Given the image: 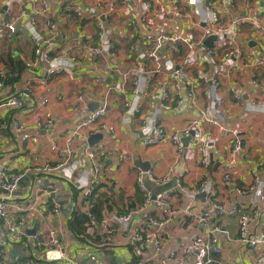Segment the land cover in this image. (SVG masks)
Segmentation results:
<instances>
[{"label": "crops", "instance_id": "1", "mask_svg": "<svg viewBox=\"0 0 264 264\" xmlns=\"http://www.w3.org/2000/svg\"><path fill=\"white\" fill-rule=\"evenodd\" d=\"M45 1L47 18L53 27H48L46 17L37 13L41 0H0V27L5 22H12L15 27L14 35L0 38V104L25 92L26 88L30 90L20 108L0 107V168L23 175L15 194L10 196L6 212L14 224L24 220L22 231L25 234L19 244L6 247L5 264H48L34 244L37 235L44 236L51 230L56 232L64 258L50 264H91L89 257L93 255L108 264L116 259L122 260L117 264H137L145 257L164 260L172 248L190 236L202 234L191 214L201 215L212 207L213 202L226 209L224 215L210 220V225L220 226L223 230L219 234L222 261L227 264H260L256 257L264 246L251 250L234 239L238 237V221L242 215L250 216V236L258 234L264 218V204L253 201V196L238 193L255 180L264 182V113L256 109L264 103V70L256 65L257 56L264 50L260 33L264 26V0L209 1L217 7L223 23L231 19L239 21L215 51V60L221 64L222 70L219 88L223 112L221 123L229 130L239 132L241 140L237 165L227 182L222 178V168L230 154L231 138L203 123L208 164L201 166L194 135L184 133L194 120L201 117V113L209 114L207 94L199 80L211 77L212 65L198 48L193 49L188 68L190 76L197 80V109L189 111L175 107L172 100L161 101V87L168 82L163 75L152 78L151 87L139 99V112L130 119L124 115L125 98L131 96L128 76L139 65L138 56L146 50L149 36L160 31L182 33L188 42L202 40L204 44L210 37L204 38L207 25L203 23L201 10L205 1L177 0L175 6L179 17L171 23L158 20L152 30L147 31L139 18L140 4L151 1L155 7L171 9L174 1L130 0L110 17L114 55L97 61L91 60L80 45H95L97 41L89 10L101 0H70L78 11L74 14H64V5L58 0ZM36 44H40L51 57L69 62L51 81H44L48 67L45 62L37 66L25 65L32 59ZM229 49L239 50L241 56L225 58L223 54ZM186 51V46H179L174 60ZM70 56L76 61H70ZM230 89L241 95L242 104L234 100ZM78 96H82L81 102ZM43 100H47L45 106L40 105ZM97 108L105 110L104 121L113 126L114 132L95 133L101 138L95 140L93 146L88 141L95 134L89 131L82 132L74 142L72 161L79 166L75 178L89 173L92 162L87 156L89 150L96 152L94 160L101 165L98 185L85 202L73 183L58 172L34 171L44 164L55 165L56 151L64 146L67 135L87 113ZM37 113L50 114L53 121L50 130L35 125ZM150 114L160 118L167 133L181 134V155H177L168 141L151 147L142 144V120ZM15 121L22 124L21 132L13 130ZM23 134L28 136L26 140L22 139ZM146 171H151L157 178L168 177L162 192L147 176L143 177V185L150 197L154 194L162 197L168 206L152 202L138 212L143 192L138 188L136 178L140 172ZM178 180L182 189L177 187ZM204 180L211 183L212 194L193 193ZM53 196L60 206L58 216L51 213L50 198ZM233 208L234 213L231 212ZM255 211L257 218L253 216ZM88 213L98 221L104 216L123 214H131V220L108 239L105 229L89 225ZM149 218L158 222L170 219L166 224L155 226ZM136 227L143 233L156 231L163 238L161 253L156 256L152 246L138 247L134 243L132 232ZM32 230H36L33 238L30 236ZM2 234L0 227V237ZM16 248L21 250L20 254L15 253Z\"/></svg>", "mask_w": 264, "mask_h": 264}, {"label": "built area", "instance_id": "2", "mask_svg": "<svg viewBox=\"0 0 264 264\" xmlns=\"http://www.w3.org/2000/svg\"><path fill=\"white\" fill-rule=\"evenodd\" d=\"M172 8H158L155 7L153 2L145 1L140 4L139 18L142 26L145 30L149 31L155 26L158 20H163L166 23H171L179 17L177 0H172ZM205 1L202 7V20L205 23L204 38L214 35V40L211 47H206L202 43V40L194 43L188 42L182 33H164L156 32L151 34L148 38V45L146 50L142 51L139 56V65L129 73L131 96L125 98L124 108L125 116L129 119L139 112V99L145 94L153 82V77L166 76L167 83H164L161 87L159 98L161 101L172 100L177 108L188 109L194 111L197 109V98L195 83L197 80L193 79L188 68L191 63V55L193 49L196 47L199 51L204 53L205 59H207L212 65L211 77L206 79L200 78V82L204 85L207 98L209 101V114L201 113V117L194 120L184 132L185 135L194 133L195 146L198 147L199 164L206 166L208 164V147L207 141L204 135H202V124L206 123L209 126L218 129L222 136H229L231 138V150L230 154L222 168V178L225 182L230 180V174L236 168L238 154L241 150L240 134L236 130H229L225 127L222 121V109H220L221 97L219 95V88L221 85V64L215 60V51L222 41L227 38L238 25V19H231L228 22L223 23L220 20L217 7H213L210 4V0H199V2ZM231 1L232 0H227ZM62 5L64 14L77 13L76 7L70 4V0H58ZM130 0H101L95 6H93L89 12L92 16L96 27V43L91 45L90 43H82L80 49L91 58L93 61L103 59L106 56L114 55L115 46L112 42L113 25L110 21L111 15L114 14L118 7L126 5ZM48 6L45 0H41V8L37 12L38 14L46 17V25L53 27L51 21L47 18ZM31 22L33 20L31 19ZM15 33V27L12 22H5L0 27V38L12 36ZM260 33L264 39V26L261 27ZM184 45L187 47V51L179 57L178 60H174V55L179 51V46ZM224 57L231 59L241 56V53L237 49H229L224 54ZM166 56V58H163ZM70 61H76L74 56H70ZM40 62H45L48 67L44 76V81H51L57 74H59L65 66L69 65V62H64L61 58H53L47 51L42 49L40 44H36L33 50L32 59L25 65L27 67L37 66ZM256 65L264 70V50L257 56ZM0 84V88H1ZM30 90L25 89V92L16 96L10 97L0 104V107L9 109H18L22 106L23 100L28 96ZM234 100L238 104H242V97L234 89H230ZM78 100L82 101V96H78ZM47 100L41 102V106H45ZM260 112L264 113V103L256 107ZM105 110L103 108H97L87 113L82 120H80L72 131L67 135L64 146L58 148L56 151L57 161L56 164L51 166L50 164H44L34 172L36 173H49L58 172L59 175L73 183V186L81 192V199L88 202L89 198L93 195L99 179V173L101 165L97 163L95 159L96 152L89 150L87 156L92 160L89 168V173H82L79 177L75 173L79 169L78 163L72 161L75 155L74 142L82 132L89 131L91 134L106 132L113 134L114 128L108 125L104 121ZM35 125L38 128H42L46 131L50 130L53 124L52 118L49 113L39 114L34 116ZM13 130L16 132L22 131V124L15 121L12 124ZM141 132L143 137L141 142L145 147L155 146L161 142H170L177 155H181L183 151V144L181 142L180 133H167L161 126L160 118L155 115H146L142 120ZM27 135L23 134L22 139L26 140ZM54 146L56 144H53ZM91 148V147H90ZM92 149V148H91ZM181 157V156H180ZM147 176L148 180L159 187L165 186L168 177H155L151 171L140 172L136 178V184L138 188L143 192V202L138 207L137 211H143L146 206L152 202H155L159 206L167 207L168 204L162 199L157 197L152 200L147 189L143 185V177ZM22 174L14 173L7 170L4 167L0 168V191L3 196L0 197V227L3 231L0 237V264H5V249L12 245L19 244L25 234L22 231L24 220H20L18 224H14L7 216L6 207L10 204V196H13L19 187V183ZM177 187L182 189V184L178 180ZM195 194H212V186L210 182L203 181L200 183L196 190H193ZM238 193L240 195L253 196V201H258L264 204V182L253 181L247 186L241 188ZM51 213L54 216H58L60 213V206L55 200L54 196L50 198ZM212 207L203 212L201 215H193L195 221L202 229L201 235L190 236L186 241L181 243L178 247L172 248L166 255L164 260H157L154 257H148L139 259L137 264H227L220 258V244L219 234L223 232L222 228L217 225H210V220L215 217L222 216L226 213V209L223 205L213 202ZM236 210H231L234 213ZM172 212H169V216ZM258 213L255 211L253 216L257 218ZM88 223L91 226H100L108 233V239L111 238L113 232L118 230L121 226H126L131 220V214H123L121 216H104L98 221L92 214H87ZM170 218H166L162 222H158L149 218V221L155 225L160 226L168 223ZM164 222V223H163ZM250 222V216L242 215L238 221L239 232L238 237L234 241L240 242L247 248L254 250L261 246H264V218L261 219L260 229L257 235L250 236L248 233V224ZM36 233V232H35ZM32 238L34 236H31ZM132 239L138 247H151L154 249V255L161 253L164 245V240L160 237L156 231L151 233H143L142 229L136 227L132 232ZM229 240H231L229 238ZM35 248L43 255V259L48 263L58 262L64 258L63 253L59 246V241L56 236V232L51 230L44 236L37 235L35 238ZM258 263H264V249L256 257ZM91 264H108L103 263L95 255L89 257Z\"/></svg>", "mask_w": 264, "mask_h": 264}, {"label": "water", "instance_id": "3", "mask_svg": "<svg viewBox=\"0 0 264 264\" xmlns=\"http://www.w3.org/2000/svg\"><path fill=\"white\" fill-rule=\"evenodd\" d=\"M214 39H216V36H210L209 38L206 39V41L204 42V44H205L206 46L209 47V46H211V42H212ZM92 109H93V108H92ZM92 109H91V110H92ZM192 135H194L193 132L190 133V136H192ZM100 138H101V137H100L99 134H95V135L91 136L90 139H89V141H88V142H89V145H90V146H93L92 143H93L95 140L100 139ZM157 190H159L160 192H162V191L165 190V186H163V187H158ZM200 195L203 196V194H200ZM155 198H156V195H155V194L151 196V199H152V200H155ZM35 232H36V230H32V232H30V236H34ZM20 251H21V250H20L19 248H16V249H15V253H16V254H20ZM121 261H122V260H120V259H116V260L113 261V262H109V264H117V263H121ZM127 264H132V263L129 262V263H127Z\"/></svg>", "mask_w": 264, "mask_h": 264}, {"label": "trees", "instance_id": "4", "mask_svg": "<svg viewBox=\"0 0 264 264\" xmlns=\"http://www.w3.org/2000/svg\"><path fill=\"white\" fill-rule=\"evenodd\" d=\"M72 230H73V228H72ZM74 232H75V230H73ZM77 232V231H76Z\"/></svg>", "mask_w": 264, "mask_h": 264}]
</instances>
